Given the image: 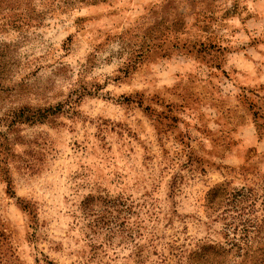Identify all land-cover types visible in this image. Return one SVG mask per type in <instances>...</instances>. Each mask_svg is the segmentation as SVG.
Segmentation results:
<instances>
[{"label":"rangeland","instance_id":"rangeland-1","mask_svg":"<svg viewBox=\"0 0 264 264\" xmlns=\"http://www.w3.org/2000/svg\"><path fill=\"white\" fill-rule=\"evenodd\" d=\"M3 4L0 264H264V0Z\"/></svg>","mask_w":264,"mask_h":264},{"label":"trees","instance_id":"trees-1","mask_svg":"<svg viewBox=\"0 0 264 264\" xmlns=\"http://www.w3.org/2000/svg\"><path fill=\"white\" fill-rule=\"evenodd\" d=\"M4 1H5V0H0V9H4V8H5V6H4V4H3ZM15 3H16V0H13V6L15 5ZM13 6H12V7H13ZM29 16H30V15H28V16L22 18V19H21V22H24L23 19H28ZM27 17H28V18H27ZM18 21H19V20H18ZM4 46H6V45H4ZM3 50H5V48L0 46V66H1V63H2V58H1V56L3 55ZM38 113H39V114H37V115H36V112H34V114H29L30 116H28V118H29V119H32L33 121H34V120H37V118H38L39 115H43V114H40V112H38ZM32 115H33V116H32Z\"/></svg>","mask_w":264,"mask_h":264}]
</instances>
